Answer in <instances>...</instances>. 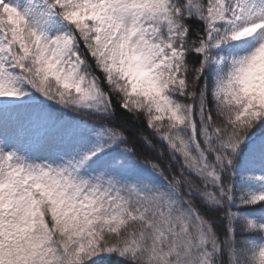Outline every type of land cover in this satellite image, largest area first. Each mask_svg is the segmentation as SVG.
Returning a JSON list of instances; mask_svg holds the SVG:
<instances>
[{
	"label": "snow or ice",
	"instance_id": "snow-or-ice-1",
	"mask_svg": "<svg viewBox=\"0 0 264 264\" xmlns=\"http://www.w3.org/2000/svg\"><path fill=\"white\" fill-rule=\"evenodd\" d=\"M0 264H264V0H0Z\"/></svg>",
	"mask_w": 264,
	"mask_h": 264
},
{
	"label": "trees",
	"instance_id": "trees-1",
	"mask_svg": "<svg viewBox=\"0 0 264 264\" xmlns=\"http://www.w3.org/2000/svg\"><path fill=\"white\" fill-rule=\"evenodd\" d=\"M117 123L123 124L126 128L130 138H135L137 134L143 131L145 134L150 135L148 128L144 125L143 119L140 122L135 121L130 115L126 119L121 120L119 114L117 115ZM137 143L139 141H136Z\"/></svg>",
	"mask_w": 264,
	"mask_h": 264
}]
</instances>
